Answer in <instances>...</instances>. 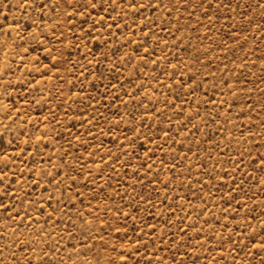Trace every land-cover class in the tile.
Segmentation results:
<instances>
[{
    "label": "rangeland",
    "instance_id": "374dc122",
    "mask_svg": "<svg viewBox=\"0 0 264 264\" xmlns=\"http://www.w3.org/2000/svg\"><path fill=\"white\" fill-rule=\"evenodd\" d=\"M0 264H264V0H0Z\"/></svg>",
    "mask_w": 264,
    "mask_h": 264
},
{
    "label": "snow or ice",
    "instance_id": "6c2138e0",
    "mask_svg": "<svg viewBox=\"0 0 264 264\" xmlns=\"http://www.w3.org/2000/svg\"><path fill=\"white\" fill-rule=\"evenodd\" d=\"M137 7H139V5H137Z\"/></svg>",
    "mask_w": 264,
    "mask_h": 264
}]
</instances>
